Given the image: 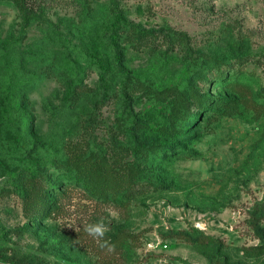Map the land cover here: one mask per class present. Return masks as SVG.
Returning a JSON list of instances; mask_svg holds the SVG:
<instances>
[{"label": "rangeland", "instance_id": "obj_1", "mask_svg": "<svg viewBox=\"0 0 264 264\" xmlns=\"http://www.w3.org/2000/svg\"><path fill=\"white\" fill-rule=\"evenodd\" d=\"M21 1L26 14L0 0V264H264L251 224L264 208V0ZM113 17L128 31L122 67ZM136 26L187 37L138 50ZM35 166L59 185L44 187L59 209L38 217L23 197ZM94 171L126 189L98 199L70 182ZM106 205L119 219L105 239L131 234L123 250L84 231L109 219Z\"/></svg>", "mask_w": 264, "mask_h": 264}, {"label": "trees", "instance_id": "obj_2", "mask_svg": "<svg viewBox=\"0 0 264 264\" xmlns=\"http://www.w3.org/2000/svg\"><path fill=\"white\" fill-rule=\"evenodd\" d=\"M16 4L19 6L20 10L23 11V13L26 14L27 9L26 5L22 3L21 0H14ZM26 19V24L28 25L30 19L32 16H24ZM121 17H113V21L111 23V26L108 30V37H109V43L115 48V60L116 62L122 67L124 65V62L126 60V48H123L120 45L121 38L124 33L128 32L127 28L125 27L126 24L121 23ZM135 34H133V37L136 39L133 47L135 49H141L142 47H159L161 44L167 43L169 47H173V44H170L171 42L169 40H173V33L181 38H185L186 33L179 32L172 30L169 27H161L159 29L156 28H143V27H135ZM129 33H131L129 31ZM169 49V50H171ZM102 64H100L101 66ZM101 74V86L105 92V97L108 96V87H107V75H106V69L105 68H98ZM76 86L83 87L84 82L81 81L76 76ZM14 98L11 100H25L26 96L23 93H15L13 94ZM3 102L0 101V107H2ZM189 119H192V116L188 117ZM163 133L167 136H171L172 139L178 140V137L181 135L180 129H173L166 126L165 130H163ZM18 143L20 144L21 150H27L28 145L27 143L23 142L21 138L18 137ZM139 144L147 149L152 150L154 152L164 151L165 148H172L173 146L167 145V144H155L154 139L152 138H144L141 139ZM75 165V164H74ZM65 166H60L57 168L59 169H65ZM30 183L27 191L24 193L23 197L25 201H27L26 208L31 210V213H33L34 216L38 217V213H42L43 208L47 207L45 205L50 204V207L54 206L59 209V206H56V203L54 201V197H52L51 203H48V195L49 192L44 191L45 184L48 183L49 187H54L55 189L59 188V185L56 184L55 181H53L52 177L48 175L47 169H42L41 166H35L31 168L30 170ZM70 182L79 184L82 186V188L90 195L98 199H107V195L109 192L115 193L126 189L124 187V180L118 178L117 176H110L107 174H103L101 176H96V171L92 172L91 175H82V174H75L73 177H70ZM56 184V185H55ZM29 203V204H28ZM47 215V214H46ZM45 215V216H46ZM262 220H264V208H257L255 210V213L251 215V224L252 227L255 230L256 236L261 240V244L259 245L260 248L264 247V225L262 224ZM116 232L112 234L111 236V244L115 245L116 250H123L125 248V243L127 239L130 237L131 234L127 231L123 230L121 227L116 226L115 227ZM183 237L189 242L198 243L204 238H208L210 240H213L210 236H206L205 234H202L199 232L198 234L192 235L188 231L183 230L180 232Z\"/></svg>", "mask_w": 264, "mask_h": 264}, {"label": "clouds", "instance_id": "obj_3", "mask_svg": "<svg viewBox=\"0 0 264 264\" xmlns=\"http://www.w3.org/2000/svg\"><path fill=\"white\" fill-rule=\"evenodd\" d=\"M105 211L108 214L109 219L105 220L101 218L94 223H88L83 226L84 231L91 236L101 249H107L108 251H114L115 245L111 244L110 240L105 239L106 233L111 230L112 220H118V212L111 206L106 205ZM79 227H76V231Z\"/></svg>", "mask_w": 264, "mask_h": 264}]
</instances>
